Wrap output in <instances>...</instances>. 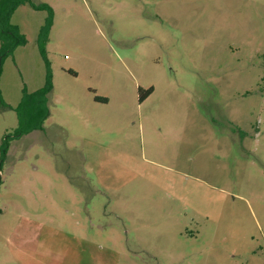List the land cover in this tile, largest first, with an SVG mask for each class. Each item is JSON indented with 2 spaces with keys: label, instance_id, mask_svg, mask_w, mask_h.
I'll return each mask as SVG.
<instances>
[{
  "label": "rangeland",
  "instance_id": "1",
  "mask_svg": "<svg viewBox=\"0 0 264 264\" xmlns=\"http://www.w3.org/2000/svg\"><path fill=\"white\" fill-rule=\"evenodd\" d=\"M10 23L0 264H264V0H28ZM41 42L48 117L16 136Z\"/></svg>",
  "mask_w": 264,
  "mask_h": 264
},
{
  "label": "trees",
  "instance_id": "2",
  "mask_svg": "<svg viewBox=\"0 0 264 264\" xmlns=\"http://www.w3.org/2000/svg\"><path fill=\"white\" fill-rule=\"evenodd\" d=\"M26 1L28 0H25L24 2ZM24 2L21 0H18L16 2L10 3L9 5L0 3V62H2L5 59V57L12 54L14 49L17 47V45H20V44L23 45L25 43L24 37L18 33V28L15 26H12L10 23L12 12L20 4ZM35 8H37L38 10H42V9L48 10L52 17V9L49 5L41 4L40 6L35 7ZM45 46H46V43L41 42L40 51H41V54L44 60L46 61L45 63H46L47 71H48L47 84L44 88L32 94H27L23 98V102L21 103L20 108L18 110V114L21 116L22 126L18 128V130L16 131V136L28 134L34 130H40L43 126L44 121L48 117V111H47L48 109L46 106V101H47L46 96L52 92L53 85H52L51 66L47 58ZM152 92H153L152 89H150L149 91H142V89L139 88L140 101H143L144 98L150 95ZM143 94H147V95L143 96ZM30 111H31V114H33V117L31 119H29L26 116ZM10 141L11 139H9V137L3 140V143L1 146L2 155L0 158L1 165L4 164L5 159L7 158L8 151L10 148Z\"/></svg>",
  "mask_w": 264,
  "mask_h": 264
},
{
  "label": "crops",
  "instance_id": "3",
  "mask_svg": "<svg viewBox=\"0 0 264 264\" xmlns=\"http://www.w3.org/2000/svg\"><path fill=\"white\" fill-rule=\"evenodd\" d=\"M63 254L64 253H60V254H44L43 258L48 259L50 261L53 260V259L63 260L65 263L62 262L61 264H67L66 262L69 259V255L68 254H64V259H63V258H61ZM46 264H49V263H46ZM57 264H60V263H57Z\"/></svg>",
  "mask_w": 264,
  "mask_h": 264
}]
</instances>
